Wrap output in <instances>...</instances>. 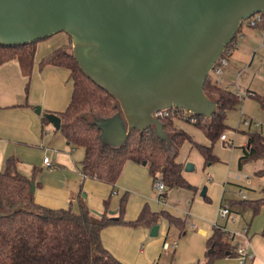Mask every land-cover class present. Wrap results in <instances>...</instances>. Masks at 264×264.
I'll return each instance as SVG.
<instances>
[{
  "label": "crops",
  "instance_id": "crops-1",
  "mask_svg": "<svg viewBox=\"0 0 264 264\" xmlns=\"http://www.w3.org/2000/svg\"><path fill=\"white\" fill-rule=\"evenodd\" d=\"M252 29L261 37L257 40L258 45L254 48V53L260 50L264 52L261 28ZM67 36L58 33L37 42L30 74H26L17 60L0 66V171H5L7 160L14 158L21 174L28 178L35 174L36 203L51 209L72 208L78 212L83 202L98 217L106 211L105 202L110 200L108 212L117 216L121 198L126 196V222L136 221L146 206L154 213L166 212L184 221V229H180L171 225L167 219L160 218L157 223V237L151 236L153 226L132 227L117 224L106 227L101 233L102 244L122 264L203 263L207 260V241L216 228L215 224L233 232L248 230V250L254 254V259L246 264H264V207L255 215L251 209H243L234 201L235 198L241 197L242 190L247 199H250L247 192L254 182L248 174L244 175V181H241L242 175L237 173L234 180L238 182V196L231 195L232 200L226 198L225 186L230 180V171L228 169L227 175L222 177L223 161L217 155V162L209 165L205 164L197 148L194 155H178L177 162L184 166V178L196 190L167 189L163 201L157 198L154 178L145 164L127 162L115 186L83 175V148L70 145L52 122L44 123L45 116L64 112L72 99L73 83L70 70L43 62L53 52L70 43V37ZM237 44L236 41L235 46ZM226 70L222 79L225 84L229 74ZM222 83L220 86L230 88L229 82L225 86ZM173 120L177 129L188 131L197 139L192 131L185 127V123H192L182 118ZM230 139L232 145L229 149L232 151L235 148V139ZM208 141L209 143L202 141L198 144L210 147L211 142ZM241 145L243 151L249 145L248 139ZM46 156L51 158L54 169L44 166L43 159ZM186 163L190 164L187 168ZM238 164L241 170L243 166H240V162ZM261 169L263 168H255L254 173ZM200 171L205 174V178L201 177ZM255 184L259 185L257 182ZM205 187L206 194L202 196ZM263 188L264 182L258 190L251 192L256 197L253 200L263 197ZM223 204L230 205L231 213L228 219L219 216ZM192 224L195 229H192ZM167 242H176V247L165 250L164 245ZM231 243L236 252L237 248L245 246L246 242L243 237H236ZM232 258L236 259V256L224 259ZM215 264L224 263L220 259Z\"/></svg>",
  "mask_w": 264,
  "mask_h": 264
},
{
  "label": "water",
  "instance_id": "water-1",
  "mask_svg": "<svg viewBox=\"0 0 264 264\" xmlns=\"http://www.w3.org/2000/svg\"><path fill=\"white\" fill-rule=\"evenodd\" d=\"M258 13L264 0H0V45L67 34L80 69L121 108L95 119L102 144L119 148L133 130L150 127L170 144L154 113L212 117L217 104L205 82L242 23ZM48 118L60 128L58 116ZM158 234L156 224L151 236Z\"/></svg>",
  "mask_w": 264,
  "mask_h": 264
},
{
  "label": "trees",
  "instance_id": "trees-1",
  "mask_svg": "<svg viewBox=\"0 0 264 264\" xmlns=\"http://www.w3.org/2000/svg\"><path fill=\"white\" fill-rule=\"evenodd\" d=\"M243 26L244 23L223 56L231 55ZM36 45L37 42L21 46L0 45V66L17 60L26 74H30ZM43 62L71 72V102L64 112L56 116L61 119L59 130L68 143L84 150L81 171L85 177L115 186L126 163L134 162L147 165L154 182L162 180L166 190H196L184 178V166L177 162L184 142L193 141L185 131L175 127L172 117L160 118L164 131L170 137V144L157 136L154 127H150L145 131L133 130L126 143L119 148L103 145L101 130L95 124V119L110 118L121 111L117 100L80 69L73 55L71 38L68 45L53 52ZM204 91L208 98L216 102L217 110L210 118L199 115H193L192 118L195 119L193 125L204 133L211 146L193 144L205 164L209 165L218 160L213 151L214 145L224 132L230 130L226 123L227 112L236 109L241 100L234 92L216 84L212 75L208 76ZM252 98L257 100L264 112V94L254 93ZM48 117L45 116L44 123H50ZM247 135L249 145L243 149L240 166L251 161H264V134L257 131ZM255 176L264 178V168L255 172ZM34 179L35 174L28 178L18 171L14 158L7 160L5 171H0V264H122L102 244L101 233L106 227L117 224L151 227L160 218H165L171 225L184 229V221L180 218L166 212L154 213L147 206L136 221L126 222V196L121 198L117 216L108 212L110 200L105 202L106 211L98 217L83 202L78 212L72 208L44 207L36 203L31 192V185H35ZM235 204L243 209H251L256 215L264 207V188L261 199H246ZM262 234L264 237V230ZM207 248L213 253H207V260L198 264H215L217 260L236 256L231 240L226 238L220 228H215L207 241Z\"/></svg>",
  "mask_w": 264,
  "mask_h": 264
},
{
  "label": "rangeland",
  "instance_id": "rangeland-1",
  "mask_svg": "<svg viewBox=\"0 0 264 264\" xmlns=\"http://www.w3.org/2000/svg\"><path fill=\"white\" fill-rule=\"evenodd\" d=\"M63 36L66 37L67 34L62 33ZM68 37V36H67ZM261 37L255 29L248 27L244 24L241 33L237 39V46H235L231 55L228 57L230 66L227 68L226 72H228V78L226 82L230 84V89L235 92L236 83L240 87L242 91H253L257 94H264V52L260 50L254 53V48L258 45L257 40ZM226 83V84H227ZM222 83V85H226ZM228 85V84H227ZM229 87V86H227ZM226 87V88H227ZM242 104H239L236 109L230 110L227 112L226 123L229 126L231 131L235 130L238 125V121L240 118V108ZM244 110L246 114L252 117H262L263 110L261 109L259 103L255 98H249L246 100L244 104ZM186 128L192 131L193 135L197 138H193L190 132H186L191 136L193 142L187 141L183 144L180 149L179 156L185 155L186 157L189 154H196L197 149L193 143H200L202 141L208 142V139L204 135V133L197 128L193 124L185 123ZM229 130V131H230ZM240 133L238 132L236 136L233 133H230V137L235 139V148L231 151L229 147L224 146L223 143L218 140V142L214 145L213 151L214 154L217 155L223 163L221 164V173L224 178L227 175V170L229 169V182L226 183V198L231 199V195L238 196V182L234 180L237 173L242 175V180L244 181V175L248 174L251 177V180L254 182L253 187H249L248 194L250 199L256 198L253 195V190H258V187L264 182V178L256 177L254 170L255 168H264V161H251L247 162L243 165L242 169L239 170V158L242 156V143L247 141L248 135L247 133H256L255 129H240ZM245 131V132H244ZM201 140V141H200ZM202 144V143H201ZM194 146V147H193ZM189 163H186L185 168H187ZM190 165V164H189ZM192 167V165H191ZM201 172V177L205 178V174ZM258 183L259 185L255 184ZM222 190V189H221ZM260 191V190H259ZM220 192V189H219ZM235 202L242 201V198L238 197L234 199ZM239 205V204H238ZM222 220V219H221ZM224 264H239L236 259H222Z\"/></svg>",
  "mask_w": 264,
  "mask_h": 264
},
{
  "label": "built area",
  "instance_id": "built-area-1",
  "mask_svg": "<svg viewBox=\"0 0 264 264\" xmlns=\"http://www.w3.org/2000/svg\"><path fill=\"white\" fill-rule=\"evenodd\" d=\"M246 24L248 27L251 28H259L260 25L263 26L261 28V33H262V39H264V16L262 13H258L253 15L251 18L243 22ZM229 66V59L227 56H221L215 66L213 67L210 75H212L214 81L216 84L220 85L222 83V79L224 76L225 70ZM228 89V88H227ZM236 97L241 100L242 106L240 108V118L238 121L237 128L233 131H226L220 136V141L223 143L224 146L230 147L232 145V141L230 139V133H233L235 136L238 132H240L241 128L242 129H255L258 132H261L264 134V112L262 114V117H252L246 114L244 110V104L247 99L254 97V93L250 91H242L240 87L236 84V92H235ZM193 113L187 112L184 110H178V109H168V110H162V111H157L154 113V116L158 119L164 118V117H172L173 119L175 118H182L186 120L187 122L194 123L195 119L193 117ZM43 164L46 166L48 169H54V163L52 162L50 157H44L43 159ZM239 178V177H238ZM154 188L157 194V198L160 201H163V194L166 191V186L163 183L162 180H158L154 182ZM241 198L243 200L247 199L246 193L242 190L240 191ZM219 216L222 219H228L231 213V208L229 204H223L220 207L219 210ZM216 228H220L221 231L225 234L226 238L229 240H233L236 237H243L245 239V246L238 247L236 250V259L239 264H246L248 261H251L254 259V254L248 250V245H249V235H248V230L244 229L240 232H233L229 231L226 228L219 227L217 224H215ZM192 229H195V225H191ZM176 247V242L173 244L170 243H165L164 249L169 250V249H174Z\"/></svg>",
  "mask_w": 264,
  "mask_h": 264
}]
</instances>
